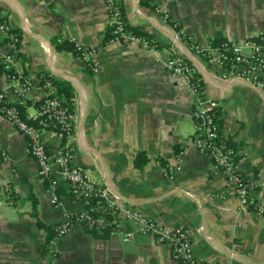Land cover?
Segmentation results:
<instances>
[{"label": "crops", "instance_id": "crops-1", "mask_svg": "<svg viewBox=\"0 0 264 264\" xmlns=\"http://www.w3.org/2000/svg\"><path fill=\"white\" fill-rule=\"evenodd\" d=\"M120 4L127 26L140 28L151 49L107 43L111 20L105 0H0L5 21L20 36L19 66L72 87L75 128L67 145L74 162L89 167L123 205L161 225L192 229L196 264H264V217L240 209L210 156L186 141L195 132L191 92L164 66L173 55L194 66L205 94L217 103L219 129L236 149L242 174L258 182L252 196L264 204V88L195 55L170 24L176 22L201 48L214 41L241 42L264 33V0H161L167 21L142 0ZM59 35L95 48L98 73L58 47ZM9 51L0 33V64ZM0 92L24 106V116L36 113L43 96L38 87L19 93L1 75ZM41 135L51 149L62 145L49 129ZM138 151L149 157L141 170L132 164ZM177 166L170 178L168 167ZM59 192L62 203L56 207L25 138L0 120V264H179L171 246L156 243L150 234L123 241L75 225L54 239L53 248L44 245L46 232L37 218L54 229L66 211L83 207ZM117 221L126 230L134 228L119 216Z\"/></svg>", "mask_w": 264, "mask_h": 264}, {"label": "built area", "instance_id": "built-area-1", "mask_svg": "<svg viewBox=\"0 0 264 264\" xmlns=\"http://www.w3.org/2000/svg\"><path fill=\"white\" fill-rule=\"evenodd\" d=\"M111 20V29L107 43L137 45L151 49L152 43L143 34L134 33L126 24L120 0H105ZM149 6L162 18L169 20L167 9L161 0H149ZM5 12L0 8V33L3 34L10 51L2 57L0 75L11 82L16 91L25 93L34 87L42 90L43 96L34 115L24 116L14 103L0 92V120L14 125L26 140L29 155L35 160L37 174L50 193V202L56 207L62 203L60 190L72 200L83 206L79 211H66L64 219L54 226V239L72 231L75 225H81L89 232L107 231L109 235H118L123 241L134 239L136 234H150L156 243L168 244L177 256L179 264H196L192 250V229L183 226H164L155 218L145 215L141 210L123 205L112 191L98 183L89 167L74 162V155L67 142L73 138L75 120L73 103L58 93L54 79L46 74H27L19 55V34L4 19ZM176 30V38H183L190 49L200 58L224 69L229 75L243 79L250 85L264 88V33L258 32L241 42L225 40L206 47L196 45L192 37L178 30L176 22H170ZM67 43L70 52L76 55L87 70L96 74L99 63L95 58L96 49L81 43L75 37H56V43ZM164 66L174 77L190 89L194 105L195 132L186 141L202 152L207 153L213 165L224 175L225 185L230 187L239 202V208L253 211L264 217V204L256 202L252 196L258 186L257 181H249L242 174L237 159V151L229 138L219 129L216 106L203 89L202 79L194 66L182 55L169 57ZM11 70V73L8 71ZM53 131L62 145L51 149L42 139V130ZM66 143V144H65ZM180 167H168L171 178L174 170ZM6 196L11 189L5 186ZM121 217L133 225L132 230L124 229L117 221ZM53 248V247H52ZM51 248V249H52ZM52 251H54L52 249Z\"/></svg>", "mask_w": 264, "mask_h": 264}, {"label": "trees", "instance_id": "trees-1", "mask_svg": "<svg viewBox=\"0 0 264 264\" xmlns=\"http://www.w3.org/2000/svg\"><path fill=\"white\" fill-rule=\"evenodd\" d=\"M148 1L149 0H142V3L149 6ZM129 29H131L134 33L144 34L141 31V29L138 27H129ZM214 43H217V41L212 42V44H214ZM58 47L63 48V49H70L71 46L68 45L67 43H61V44H58ZM1 70H2V65L0 64V71ZM8 72L11 73V70H9ZM54 84L57 87L58 93L63 95L68 100L69 104L72 105V103H73L72 87L68 83L58 82L55 80H54ZM15 105L17 106V108L21 112L24 111V106H22L20 104H15ZM148 161H149V157L146 155V153L144 151H138L133 157L132 164H133L134 168L141 170L148 163ZM32 214L36 218L38 217L37 205L35 204L34 201H33V213ZM37 223H38V226L43 228L46 232V237H45V242H44V245H46L50 242L52 236L54 235L53 228H52V226L45 225L42 221L39 220V218H37Z\"/></svg>", "mask_w": 264, "mask_h": 264}]
</instances>
